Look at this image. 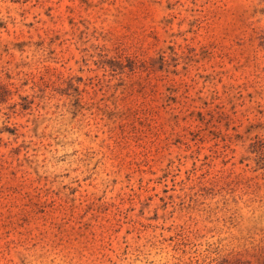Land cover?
<instances>
[{
    "label": "rangeland",
    "instance_id": "374dc122",
    "mask_svg": "<svg viewBox=\"0 0 264 264\" xmlns=\"http://www.w3.org/2000/svg\"><path fill=\"white\" fill-rule=\"evenodd\" d=\"M0 264H264V0H0Z\"/></svg>",
    "mask_w": 264,
    "mask_h": 264
}]
</instances>
